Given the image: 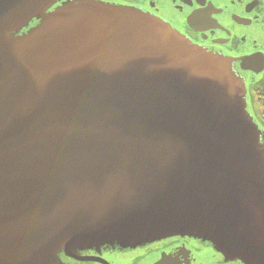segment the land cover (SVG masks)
<instances>
[{"label":"water","instance_id":"1","mask_svg":"<svg viewBox=\"0 0 264 264\" xmlns=\"http://www.w3.org/2000/svg\"><path fill=\"white\" fill-rule=\"evenodd\" d=\"M196 30L122 0H0V264L175 237L264 264V53Z\"/></svg>","mask_w":264,"mask_h":264},{"label":"flooded vegetation","instance_id":"2","mask_svg":"<svg viewBox=\"0 0 264 264\" xmlns=\"http://www.w3.org/2000/svg\"><path fill=\"white\" fill-rule=\"evenodd\" d=\"M122 1L148 8L193 38L198 35V27L208 31L224 28L231 35L232 50L250 52L257 49L264 53V0ZM250 94L254 112L264 124V72L257 84L250 89ZM254 241L256 238L248 239L251 250ZM255 251L263 254L261 258H264V244ZM222 256L213 247L192 239L175 237L131 256L93 255L90 264H243L238 255L230 261ZM250 258L252 256L249 249L247 259Z\"/></svg>","mask_w":264,"mask_h":264}]
</instances>
